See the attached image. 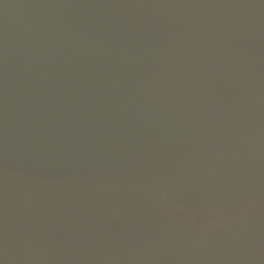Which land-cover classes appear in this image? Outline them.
Returning <instances> with one entry per match:
<instances>
[{
	"label": "water",
	"instance_id": "obj_1",
	"mask_svg": "<svg viewBox=\"0 0 264 264\" xmlns=\"http://www.w3.org/2000/svg\"><path fill=\"white\" fill-rule=\"evenodd\" d=\"M0 264H264V0H0Z\"/></svg>",
	"mask_w": 264,
	"mask_h": 264
}]
</instances>
